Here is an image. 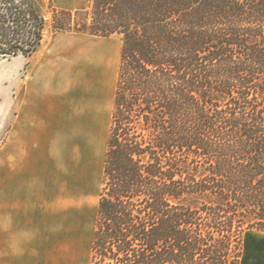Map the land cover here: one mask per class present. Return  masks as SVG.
Here are the masks:
<instances>
[{
  "label": "trees",
  "instance_id": "1",
  "mask_svg": "<svg viewBox=\"0 0 264 264\" xmlns=\"http://www.w3.org/2000/svg\"><path fill=\"white\" fill-rule=\"evenodd\" d=\"M91 19L53 16L123 40L91 264H242L264 232V0H92ZM46 28L37 0H0V58Z\"/></svg>",
  "mask_w": 264,
  "mask_h": 264
},
{
  "label": "rangeland",
  "instance_id": "2",
  "mask_svg": "<svg viewBox=\"0 0 264 264\" xmlns=\"http://www.w3.org/2000/svg\"><path fill=\"white\" fill-rule=\"evenodd\" d=\"M37 2L47 22L42 48L32 57L0 58V164L12 145L17 110L37 106L38 95L48 94L54 121L39 132L47 137L41 148L53 166V212L43 264H91L123 40L93 36L87 29L55 32L54 10L73 12L74 25H90L92 0ZM259 244L264 247V232L247 231L242 264H252Z\"/></svg>",
  "mask_w": 264,
  "mask_h": 264
},
{
  "label": "crops",
  "instance_id": "3",
  "mask_svg": "<svg viewBox=\"0 0 264 264\" xmlns=\"http://www.w3.org/2000/svg\"><path fill=\"white\" fill-rule=\"evenodd\" d=\"M28 98L29 95L25 96ZM38 98L37 106L21 105L17 110L12 145L7 150L8 157L5 152L1 159L0 264H33L36 259L43 264L49 251L53 166L47 150L41 148L40 142L47 141V137L39 130L54 121V111L48 94L41 92ZM258 247L260 252L254 259L264 261L261 251L264 247L261 244ZM50 252H53L51 244Z\"/></svg>",
  "mask_w": 264,
  "mask_h": 264
},
{
  "label": "bare ground",
  "instance_id": "4",
  "mask_svg": "<svg viewBox=\"0 0 264 264\" xmlns=\"http://www.w3.org/2000/svg\"><path fill=\"white\" fill-rule=\"evenodd\" d=\"M255 255H253V257H254ZM255 261V259H253V262ZM253 262H252V264H253ZM255 264V263H254Z\"/></svg>",
  "mask_w": 264,
  "mask_h": 264
}]
</instances>
